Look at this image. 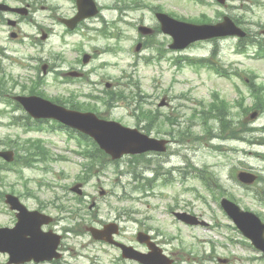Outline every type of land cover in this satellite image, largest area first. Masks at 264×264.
<instances>
[{"label":"rangeland","instance_id":"rangeland-1","mask_svg":"<svg viewBox=\"0 0 264 264\" xmlns=\"http://www.w3.org/2000/svg\"><path fill=\"white\" fill-rule=\"evenodd\" d=\"M41 1L45 3L34 5L37 9L36 17L39 19L47 14L46 10L41 9L42 6L53 3L64 7L69 4L68 0ZM136 1L140 2V7L128 13L124 18L127 23L120 22L114 27L110 22H100L93 24L99 31L87 32L91 40L84 42L83 48L95 54V58L88 65L91 69L89 81L98 83L99 92L107 82L112 83L111 87H117L119 80L132 81L135 86L131 89L134 91H137L139 86L142 94H146L144 97L147 98L144 99L147 100L148 108L160 113L162 121L164 115L174 119V125L162 122L158 126L161 128H158L160 132L157 127H151L150 132L152 136L173 140L168 150L162 153H147L140 157L127 155L112 162L105 160L102 164H97L93 171L83 173V163L86 160L77 152L82 150L77 138L69 137L71 133L58 127L60 125L57 122L54 123L56 130L48 128L47 123L42 124L45 126L42 130L34 127L25 130L22 125L31 119L27 118L24 110L12 112L17 115L19 125L10 124L11 115L0 113V141L9 139L15 143H23L29 137L42 138L50 149L47 159L35 161L30 167L18 165L22 167L23 175L10 169L3 170L1 189L5 192L13 190L29 209H40L56 217L54 223L44 226V229H53L64 235V252L68 264H114L120 257L119 251L110 245L95 241L87 232L86 226L101 225L103 222L117 219L124 227L125 242L138 244L135 238L138 229H150L164 252L174 258L176 264H224L218 261L219 258H228L229 262L226 264H264L262 253L250 245L220 206V195L224 192L223 196L235 198V202L241 207L261 214L264 220V182L247 186L237 179L240 170L248 169L257 171L264 177V132L259 130L264 126V113H259L253 119L250 117L253 110L245 113L237 102L240 99L239 87L246 95L245 107L252 105L254 99L249 94L250 89L248 90L236 75L231 78L223 77L209 68L196 70L183 60L182 66L174 64L171 60L173 57L181 58L184 55L207 57L215 45L214 41L195 43L179 52L170 50L168 45L171 39L159 33L154 37V47L145 48L142 52L136 51L137 43L145 38L139 36L138 25L158 24L151 7H161L165 12L193 20L201 17L202 12H206L210 18H215L217 15L214 11L218 9L216 6L201 7L186 0ZM251 1L250 11L243 9L244 0H231L228 8L220 11L243 18L245 27L254 33L259 32L260 39L264 40V0ZM115 2L107 0L106 4ZM117 14L118 12L109 11L107 17L113 21ZM21 28L24 34L33 35V32H37L29 23H24ZM118 29L121 32H118ZM103 31L109 35L106 36ZM8 36V32L0 31V44H7L11 57L3 60L4 68L1 70L17 78L19 86L23 83L31 85L26 81L29 79L23 76L26 70L21 64L28 63L30 55L40 56V50L19 44L17 41H9ZM80 41L83 39L78 34L64 37L61 27L56 34L44 41L46 53L43 56L51 66L49 70H52V66L54 70L45 74L38 71L37 74L45 79L41 90L45 91L48 98H66L73 89L90 91L93 88L94 85L85 82L62 84L60 79L64 75L55 71L58 69L66 72L73 67L84 65L82 61L76 62L80 52L75 50V45ZM238 42L235 37L217 41L220 46V63L230 71L239 70L248 74L252 72L251 75L258 77L256 83L264 84V58H255L252 55L255 47L252 46L246 53L238 52ZM161 55L164 57L159 60L158 56ZM30 75L32 79L38 76L34 71ZM20 91V87H16L14 94H22ZM214 92L230 101L233 119L246 123L245 127H238L239 139H210V133L207 132L209 124L202 125L198 119L191 118L193 109L199 107L197 102L203 100L208 103ZM183 93L189 94L192 100L187 102L180 99ZM162 97H166L164 106L159 104ZM2 107L0 106L1 109ZM99 108L105 117L116 119L127 126L140 128L149 124L140 123L133 112L134 107L130 108L122 101L111 109L103 105H99ZM188 125L190 127H187ZM210 126L218 127L219 123L212 118ZM179 128L186 132L183 138L177 136ZM249 128L256 130L247 132ZM143 131L147 133L146 130ZM219 133L216 128L214 134ZM189 163L192 166H189ZM200 175L213 185L214 192L203 185ZM86 176L90 178L86 179ZM166 181L168 182L165 183ZM77 182L84 183L85 195L82 196L81 210L74 205L76 202H72L77 194L70 189ZM103 189L106 191L104 195ZM256 195L263 200L257 199ZM57 196L63 200L55 203ZM66 197L72 201L66 202ZM94 201L95 207L90 208ZM71 208L75 209L74 213ZM174 211H189L205 220L207 225L187 224L179 220ZM16 221L15 213L10 210L5 199L0 198V226L12 227ZM138 247L143 249L140 245ZM6 259L7 255L0 254V263ZM62 262L66 264L65 261Z\"/></svg>","mask_w":264,"mask_h":264},{"label":"water","instance_id":"water-1","mask_svg":"<svg viewBox=\"0 0 264 264\" xmlns=\"http://www.w3.org/2000/svg\"><path fill=\"white\" fill-rule=\"evenodd\" d=\"M228 25H232L230 27L232 33L238 32L233 24ZM167 26H169V23L165 22L164 28L167 29ZM215 28H213V32L208 31L197 38L209 37L216 34L217 29ZM22 100L26 102V107L35 117H55L89 133L98 141L101 148L110 153L113 158H119L125 153L135 154L148 150L165 149L164 141L149 138L136 128L126 127L114 121L99 119L93 113H80L68 110L35 97L31 99L24 98ZM0 155L7 160L13 159V152L11 151H0ZM253 178L252 176L250 180L245 181L250 182ZM74 189H77V187ZM6 198L11 208L19 211L17 213L18 222L15 228H0V252H8L10 254V263H22L32 259L39 262L59 256L57 248L60 237L53 235L52 232L46 233L41 229L42 225L49 223L52 218L38 210L30 211L13 194H7ZM222 203L243 232L253 240L257 247L264 251V224L260 219L253 214L240 211L238 206L228 200L224 199ZM181 216L184 217V215ZM185 219L192 220L187 216H185ZM90 230L96 239L111 241L110 236L115 231V228L112 224H109L104 229L91 227ZM126 249L132 253L129 252L127 256L138 259L145 264H169V261L163 259L161 256V259L165 263L160 261L158 250H154L150 254H143L131 247H126Z\"/></svg>","mask_w":264,"mask_h":264},{"label":"trees","instance_id":"trees-1","mask_svg":"<svg viewBox=\"0 0 264 264\" xmlns=\"http://www.w3.org/2000/svg\"><path fill=\"white\" fill-rule=\"evenodd\" d=\"M212 111L210 112L211 114H214L215 117L220 121V128L221 131H232L234 130V125L235 124L234 121H232L231 119L228 120L227 115L229 113L228 111V107H227V103L222 100V101H218V102H214L213 106H212ZM147 114H145L147 117H153V119L158 118L157 114L153 115V113L147 112L145 111ZM203 118V116H201ZM28 143L30 144L29 147H26L25 149L23 147H21L25 152V163L29 164V163H33V161L38 160L37 156H42V157H47L48 156V150L45 148V146L43 145V143H41L40 141L34 142L32 140H29ZM93 149H91V154L90 156L92 158H94V156H104L103 151H101L97 145L94 143L93 145ZM38 154V155H37ZM20 158H21V154H20ZM0 194H2L0 192Z\"/></svg>","mask_w":264,"mask_h":264},{"label":"flooded vegetation","instance_id":"flooded-vegetation-1","mask_svg":"<svg viewBox=\"0 0 264 264\" xmlns=\"http://www.w3.org/2000/svg\"><path fill=\"white\" fill-rule=\"evenodd\" d=\"M12 14L13 17L17 18L18 20H20V16L17 15L15 12H10ZM4 18L0 17V25L4 26L3 24H1L2 22H4V20H6V22H8V18H6L5 16H3ZM145 232H147V230H145ZM152 238L155 239V237L152 235Z\"/></svg>","mask_w":264,"mask_h":264}]
</instances>
